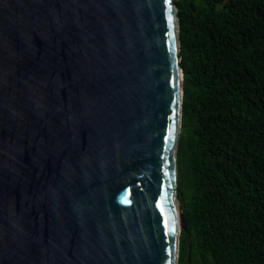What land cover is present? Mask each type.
I'll use <instances>...</instances> for the list:
<instances>
[{
	"label": "water",
	"instance_id": "water-1",
	"mask_svg": "<svg viewBox=\"0 0 264 264\" xmlns=\"http://www.w3.org/2000/svg\"><path fill=\"white\" fill-rule=\"evenodd\" d=\"M179 32L175 0H0V264H178Z\"/></svg>",
	"mask_w": 264,
	"mask_h": 264
},
{
	"label": "trees",
	"instance_id": "trees-1",
	"mask_svg": "<svg viewBox=\"0 0 264 264\" xmlns=\"http://www.w3.org/2000/svg\"><path fill=\"white\" fill-rule=\"evenodd\" d=\"M175 4L185 80L178 264H264V0Z\"/></svg>",
	"mask_w": 264,
	"mask_h": 264
},
{
	"label": "bare ground",
	"instance_id": "bare-ground-1",
	"mask_svg": "<svg viewBox=\"0 0 264 264\" xmlns=\"http://www.w3.org/2000/svg\"><path fill=\"white\" fill-rule=\"evenodd\" d=\"M178 215H179V224L180 226L182 225L181 219H180V211L178 210Z\"/></svg>",
	"mask_w": 264,
	"mask_h": 264
},
{
	"label": "snow or ice",
	"instance_id": "snow-or-ice-1",
	"mask_svg": "<svg viewBox=\"0 0 264 264\" xmlns=\"http://www.w3.org/2000/svg\"><path fill=\"white\" fill-rule=\"evenodd\" d=\"M172 19V17L171 16H169V20H171ZM174 230V229H173Z\"/></svg>",
	"mask_w": 264,
	"mask_h": 264
}]
</instances>
